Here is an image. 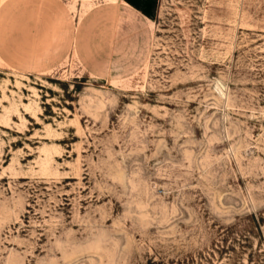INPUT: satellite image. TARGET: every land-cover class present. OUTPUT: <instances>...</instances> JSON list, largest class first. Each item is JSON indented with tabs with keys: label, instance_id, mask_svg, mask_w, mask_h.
Masks as SVG:
<instances>
[{
	"label": "rangeland",
	"instance_id": "obj_1",
	"mask_svg": "<svg viewBox=\"0 0 264 264\" xmlns=\"http://www.w3.org/2000/svg\"><path fill=\"white\" fill-rule=\"evenodd\" d=\"M52 2L0 0V264H264V0Z\"/></svg>",
	"mask_w": 264,
	"mask_h": 264
},
{
	"label": "crops",
	"instance_id": "obj_2",
	"mask_svg": "<svg viewBox=\"0 0 264 264\" xmlns=\"http://www.w3.org/2000/svg\"><path fill=\"white\" fill-rule=\"evenodd\" d=\"M63 1V5L60 3ZM93 1L95 0H53L50 6L47 7V18L51 22L61 24L67 19V13L65 14L64 5L67 6L70 11V17L72 26H76L81 20L85 22L87 27L97 26L100 33H104L106 28L108 29L111 36L115 35L118 31L120 21L124 18H128V12H123L121 4L127 6L134 13H138L143 19H145V24L141 21H137L135 18V24L145 29L148 43L152 38V28H151V19L144 16L138 9L130 5L126 0H102L106 5L103 8L91 9L93 6ZM80 5L82 8H80ZM78 8L81 9V13L78 15ZM81 17V19H80ZM133 19V18H131Z\"/></svg>",
	"mask_w": 264,
	"mask_h": 264
},
{
	"label": "trees",
	"instance_id": "obj_3",
	"mask_svg": "<svg viewBox=\"0 0 264 264\" xmlns=\"http://www.w3.org/2000/svg\"><path fill=\"white\" fill-rule=\"evenodd\" d=\"M134 8L138 9L145 16L150 17L154 0H126Z\"/></svg>",
	"mask_w": 264,
	"mask_h": 264
}]
</instances>
